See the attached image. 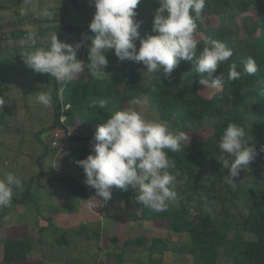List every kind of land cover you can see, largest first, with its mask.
I'll use <instances>...</instances> for the list:
<instances>
[{"label":"trees","instance_id":"1","mask_svg":"<svg viewBox=\"0 0 264 264\" xmlns=\"http://www.w3.org/2000/svg\"><path fill=\"white\" fill-rule=\"evenodd\" d=\"M200 19L196 32L202 35V40L197 41V54L210 46V40H219L233 51L230 60L219 64L214 74L213 78L223 73L222 87L210 98L198 92L200 77L193 70L194 65L184 60L174 69L171 79L159 75L147 81L141 74L142 69L132 62L126 64L123 73L105 79L90 76L86 68L63 88L52 78L53 120L43 131L49 133L54 129L53 135L58 128L62 132L56 148L66 142L64 165L82 172L77 161L94 155L92 147L96 141L90 135L71 134L68 127L97 131L112 113L129 108L136 99L145 100L160 120L172 121L173 127L184 133H196L207 125L210 132L204 139L184 141L181 151L169 152L171 166L167 171L175 176L176 198L168 202L166 211L157 213L139 204L137 193L131 187L127 192L114 188L111 200L107 201L123 202L129 209L126 216L132 221H147L170 232L185 234L188 242L177 245L150 239L146 245V239L138 238L125 241L124 246L137 245L150 255L186 254L191 264H217L220 255L224 256L225 264H264V152L260 151L264 146V5L257 0H206ZM74 30L61 23L35 33L59 36ZM29 32L32 31L16 29L9 36L15 40L26 39ZM138 32L139 44L146 35L155 34L146 28ZM249 57L255 60L258 71L251 76L242 74L238 80H228L229 65L235 62L242 71ZM46 78L51 77L46 74ZM8 92L9 87L0 78V100L4 102L0 109L9 100ZM102 100L107 102L103 109L99 107ZM229 123L243 127L246 138L258 152L234 184L226 183L228 170L222 168L217 148L219 137ZM0 125H6L1 111ZM36 137L43 151L37 159L39 171L30 180L35 179L39 187L61 190L80 201L96 196L94 189L69 172L46 174L41 160L51 150L53 136L44 143L39 135ZM25 200L22 197L12 201L22 204ZM54 242L62 246L67 244V239L62 235ZM2 245L4 264H24L37 250L28 237L6 236Z\"/></svg>","mask_w":264,"mask_h":264},{"label":"rangeland","instance_id":"2","mask_svg":"<svg viewBox=\"0 0 264 264\" xmlns=\"http://www.w3.org/2000/svg\"><path fill=\"white\" fill-rule=\"evenodd\" d=\"M257 1L264 5V0ZM158 7L157 0H141L136 9L138 15L135 17L136 20L142 21L138 31L141 28L152 29L154 13ZM22 9L26 10V15H21ZM44 9H49L54 14L44 17L41 15ZM94 12L92 0H0V78L9 87V100L0 109L6 117V125H0V179L8 172L16 173L22 179L23 188L14 189L12 200H20L22 197L26 199L22 204H14L12 201L6 211L0 208V264H4L1 261L2 240L6 236L28 237V240L35 243L37 250L30 254L29 262L24 264H191L190 257L186 254L165 252L162 256L150 255L137 245L124 246L125 241L138 238L146 239V245L150 239L182 245L188 242L185 234L170 232L147 221H132L126 216L129 209L123 202H97L93 208H89L86 201L67 196L61 190L47 186L39 187L35 179L30 180L39 171L37 159L43 151L36 135H39L40 141L44 143L51 138L54 130L49 133L43 131L53 120L52 107L45 108L37 104L35 93L44 91L52 94L53 83L52 78H46V74H37L24 65L22 52L33 51L34 48L26 39H11L9 34L16 29L37 32L38 29L56 27L64 23L75 30L69 34L61 33L57 38L73 45L81 43L77 58L87 64V46L94 37L88 26ZM199 21L202 22V19ZM143 31L145 33L146 30ZM52 35L53 33L36 35L35 47L47 48ZM195 38L197 41L202 40V35L196 32ZM136 44L138 48V39ZM106 58L107 76L102 79L123 73L126 64L130 62L146 71L142 64L131 60L120 62L114 50L106 53ZM151 78L144 76L145 81ZM203 87L199 86L198 92L206 98H210L220 89ZM140 101L146 119L160 120L159 116L149 109L145 100ZM129 107L137 106L131 103ZM55 131L62 136L58 128ZM68 132L90 135L92 141H95L94 129L86 132L79 126H74L68 127ZM209 132L210 127L204 125L196 133H185L188 138L185 141L202 140ZM64 145L65 141L62 146L60 144V148L50 145L51 150L49 149L47 156L41 160L43 169L46 174L50 171H66L84 182L83 171L64 165ZM26 193L28 199L25 197ZM90 198L98 200L96 196ZM41 228L42 232L39 233ZM62 235L67 239V244L58 246L54 242L55 238ZM244 237L249 238L248 235ZM113 239H116L115 243ZM223 258L224 256L220 255L217 264H225Z\"/></svg>","mask_w":264,"mask_h":264},{"label":"clouds","instance_id":"3","mask_svg":"<svg viewBox=\"0 0 264 264\" xmlns=\"http://www.w3.org/2000/svg\"><path fill=\"white\" fill-rule=\"evenodd\" d=\"M152 22L154 35L140 39L138 29L142 21L135 17L141 0H92L95 8L89 30L94 34L87 46L88 63L77 58L81 43L75 45L62 42L56 33L51 36L47 48H37L36 33L26 34V42L33 51L22 52L24 65L37 74H49L61 88L77 78L87 68L88 74L102 79L107 76L106 53L114 50L120 62L131 60L142 64L145 70L141 74L151 78L161 73L171 79L174 69L181 60L191 62L193 70L199 75V84L203 89L222 87L223 73L214 77L219 64L229 61L233 51L219 40H210L209 45L197 54V20L203 14L206 0H157ZM21 10V15H26ZM54 13L44 9V17ZM258 71L251 57L243 65L242 71L233 62L229 65L228 80H238L241 75H254ZM205 74L207 78L205 77ZM36 103L45 108L53 105L50 92L35 93ZM4 102L0 100V105ZM106 101H100L99 107L105 108ZM137 107L115 111L103 122L94 134L96 143L93 154L77 161L84 172V183L95 190L96 197L86 200L93 208L97 202L111 200L113 189L127 192L131 187L136 191V200L144 207L160 213L167 209L168 202L176 198L175 176L167 169L171 166L169 152L182 150L187 140L183 131L173 127L170 120L146 119L139 99L132 101ZM243 127L229 123L219 137L217 148L221 153L219 161L223 169L228 170L226 183L234 184L241 171L255 160L258 152L246 138ZM260 151L264 152V146ZM22 179L14 172H8L0 179V208L10 207L14 189H22Z\"/></svg>","mask_w":264,"mask_h":264},{"label":"built area","instance_id":"4","mask_svg":"<svg viewBox=\"0 0 264 264\" xmlns=\"http://www.w3.org/2000/svg\"><path fill=\"white\" fill-rule=\"evenodd\" d=\"M52 136H53V141L51 142V144H52V146L57 147L58 146L57 140L60 137V135L57 132H54ZM58 148H60V147H58Z\"/></svg>","mask_w":264,"mask_h":264},{"label":"water","instance_id":"5","mask_svg":"<svg viewBox=\"0 0 264 264\" xmlns=\"http://www.w3.org/2000/svg\"><path fill=\"white\" fill-rule=\"evenodd\" d=\"M27 196H28V194L26 193V194H25V197L27 198Z\"/></svg>","mask_w":264,"mask_h":264},{"label":"crops","instance_id":"6","mask_svg":"<svg viewBox=\"0 0 264 264\" xmlns=\"http://www.w3.org/2000/svg\"><path fill=\"white\" fill-rule=\"evenodd\" d=\"M29 262V260H27V263ZM41 263V262H40Z\"/></svg>","mask_w":264,"mask_h":264}]
</instances>
